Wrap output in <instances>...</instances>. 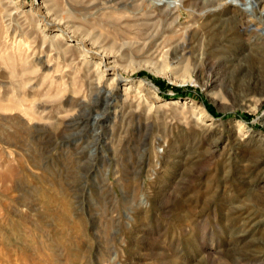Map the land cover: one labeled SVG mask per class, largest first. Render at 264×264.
Returning a JSON list of instances; mask_svg holds the SVG:
<instances>
[{"label": "rangeland", "instance_id": "rangeland-1", "mask_svg": "<svg viewBox=\"0 0 264 264\" xmlns=\"http://www.w3.org/2000/svg\"><path fill=\"white\" fill-rule=\"evenodd\" d=\"M180 1L0 0V264H264L262 23Z\"/></svg>", "mask_w": 264, "mask_h": 264}, {"label": "bare ground", "instance_id": "bare-ground-1", "mask_svg": "<svg viewBox=\"0 0 264 264\" xmlns=\"http://www.w3.org/2000/svg\"><path fill=\"white\" fill-rule=\"evenodd\" d=\"M159 4L160 5H166L169 9H171L173 7H177L178 5H181L182 3H181L180 0H159ZM203 4H204L203 5L204 9L202 8L203 10L201 12H199L201 15H204V14H206L208 12H213L215 10L217 11L218 9H215V8L211 7L214 4H218L219 7H221L223 5H229L230 4V5H234L236 7H239L244 12L245 11L246 12L250 11L251 14L255 15L256 19H254V20H257V21L262 23V27L251 29V31L254 30L255 32H257L258 30H261L262 31V35H264V0H204ZM214 14H215V12H214ZM231 19L232 20H236L235 17H233ZM237 20H239V19H237ZM232 22L233 21H231V23ZM234 24H230V25L232 27H234ZM230 25L228 26V28H225L224 31L222 29V31H220V35H217V33H215L212 36V38L210 37L209 38L211 40L210 42H214L217 39H221L222 37H225L226 33H228L227 31L229 29H232V27ZM238 38H240V37H238ZM52 41H54V40H52ZM55 41H57V39ZM52 44H53V42H52ZM179 47H180L179 45H176V48L174 49V52H177L179 50ZM259 47H261L260 49H262L263 52H264V40H263V43ZM217 48H220V47L217 46ZM77 49H78V47H77ZM79 52H80V55L83 58H86L87 52H84V50L79 51ZM244 52L242 51L241 53L243 54ZM202 54L200 56L201 58H203ZM242 54H240V55H242ZM243 55L244 56H242V58H240V60H242L240 62L241 65H240V67L235 68L236 69V73H234V75H237V76L240 75L241 76L240 78L243 79V81H245L244 83L246 85L250 86L252 81H258V80L261 81L259 78L264 76V53L261 54L260 52H254V51L249 50V51H247L246 54H243ZM197 57L198 56H196V58ZM177 59H179L178 56H177ZM225 60H228V59L225 58ZM110 63L111 62L108 61V58L103 60V66L105 67V72L103 73V72L99 71V73L97 74V77H96L97 79H94L95 80L94 82H95L96 87L103 93V95H104V97H105V99L107 101V105L108 106L111 104V101H112L113 97L116 96V98H117L116 101L119 102L118 105L114 106L115 107V109H114V118L116 119V118H118L120 116L121 113L125 112V110H128L129 112L130 111L131 112H135V109H133L134 103L136 101H139L138 105L140 106V103L142 102L143 98L141 97V95L140 96L138 95L136 90L134 91V89H132L133 85H130L129 83H124V81H127V78H125L122 75V73L118 71L116 66L110 65ZM99 67H100V65H99ZM98 70H99V68H98ZM106 73L112 74V77H106ZM210 85H211L210 82L206 83V86H210ZM127 108H129V109H127ZM243 181H244V179H243ZM249 188H251V186ZM247 190H249V189H247ZM257 191L258 190H256V189H252L251 190V195L254 198H259L260 199V197L262 195L260 193H258ZM234 253L230 254L231 260H235V258H236Z\"/></svg>", "mask_w": 264, "mask_h": 264}]
</instances>
